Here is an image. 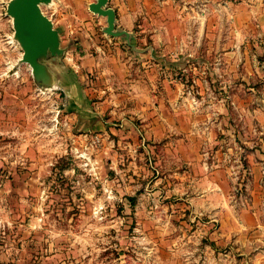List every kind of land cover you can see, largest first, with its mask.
<instances>
[{"label": "rangeland", "instance_id": "1", "mask_svg": "<svg viewBox=\"0 0 264 264\" xmlns=\"http://www.w3.org/2000/svg\"><path fill=\"white\" fill-rule=\"evenodd\" d=\"M91 1L41 4L45 84L0 0V264H264V0Z\"/></svg>", "mask_w": 264, "mask_h": 264}, {"label": "water", "instance_id": "2", "mask_svg": "<svg viewBox=\"0 0 264 264\" xmlns=\"http://www.w3.org/2000/svg\"><path fill=\"white\" fill-rule=\"evenodd\" d=\"M52 0H9L7 12L13 17L15 37L23 48L22 61L32 66L37 81L48 84L51 73L46 62L49 53L62 52L60 32L53 20L42 10L41 4ZM94 12L107 18L105 31L113 35L130 36L126 29L116 26V9L109 5V0H94L89 3Z\"/></svg>", "mask_w": 264, "mask_h": 264}, {"label": "crops", "instance_id": "3", "mask_svg": "<svg viewBox=\"0 0 264 264\" xmlns=\"http://www.w3.org/2000/svg\"><path fill=\"white\" fill-rule=\"evenodd\" d=\"M94 1V0H93ZM111 2H113L114 4V6L116 7V5L118 4V3H121L122 4V7L124 8V12L126 13V16L127 17H130V22H131V18H133V17H135V15H137L138 14V11H140L139 9H140V7L139 6H141L142 4H140L139 6H138V3H137V1L138 0H110ZM160 1V0H159ZM168 1V5H169V7H171L174 11L175 10H180V7H181V0H167ZM189 1V0H188ZM194 1V0H193ZM199 1V0H198ZM161 2V1H160ZM144 6V5H143ZM144 8H145V6H144ZM142 9H143V7H141V12H142ZM117 13H118V15L120 14V11H119V9L117 10ZM174 13V12H173ZM180 14V13H179ZM179 14H177V15H179ZM173 18H174V15H173ZM175 19V18H174ZM118 20V23L120 22L121 24H123V26H125V28H127V29H129V24L128 23H126V22H121V21H119V19H117ZM176 21H178L179 22V19L178 18H176L175 19ZM128 22H129V20H128ZM116 25H117V21H116ZM155 29V28H154ZM130 31V30H129ZM204 31L206 32V27H204ZM156 34H158V44L157 45H159V46H162V45H164L165 44V40H163L161 37L164 35V33H168L170 36H172L173 37V40H172V47H175V36L176 37H179L180 35V26H179V24H176V26L174 25L173 27H172V29H166V30H164V31H162L161 29L158 31V28H156ZM132 34V33H131ZM135 37H136V35H135ZM242 42H243V39H242V41H239V40H237L236 41V43H237V48L239 47V46H242ZM126 46H127V48H132V49H134V47H138V45H137V43L135 42V40H133L132 42H130V43H128V44H125ZM169 45V43H167V46ZM153 57V56H152ZM143 63L144 64H146L147 65V68H146V71H152V70H154L158 65H160V63H162V61H158L157 59H153V58H149V59H146L145 61H143ZM141 96H143L142 94H141ZM99 103H101V101H99ZM262 138H264V137H262ZM264 140V139H263ZM257 141H259V140H256V142ZM262 141V140H261ZM259 160H261L260 158H259ZM259 163H260V169L262 168V167H264L263 165H264V162H262V161H259ZM264 192V191H263ZM261 198H262V196H260V198L258 199V201H260L261 200ZM263 198H264V196H263ZM260 211H259V208L257 209V210H253V212H251V213H249L248 215V217H246V222L245 223H243V226L244 227H246L247 229H249V228H252V227H255V226H261L262 228H263V230H262V234L261 233H259V238H263V236H264V219H263V217H260V216H258V214H260L259 213ZM254 214V215H253ZM258 230V229H257Z\"/></svg>", "mask_w": 264, "mask_h": 264}]
</instances>
